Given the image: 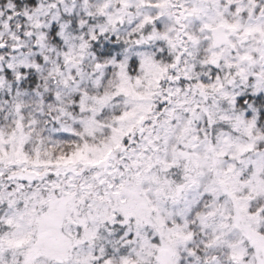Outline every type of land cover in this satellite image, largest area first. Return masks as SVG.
<instances>
[{"label":"snow or ice","instance_id":"6c2138e0","mask_svg":"<svg viewBox=\"0 0 264 264\" xmlns=\"http://www.w3.org/2000/svg\"><path fill=\"white\" fill-rule=\"evenodd\" d=\"M0 264H264V0H0Z\"/></svg>","mask_w":264,"mask_h":264}]
</instances>
